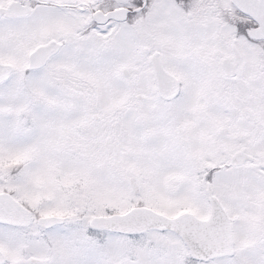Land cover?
Here are the masks:
<instances>
[{"label":"snow or ice","instance_id":"1","mask_svg":"<svg viewBox=\"0 0 264 264\" xmlns=\"http://www.w3.org/2000/svg\"><path fill=\"white\" fill-rule=\"evenodd\" d=\"M0 264H264V0H0Z\"/></svg>","mask_w":264,"mask_h":264}]
</instances>
